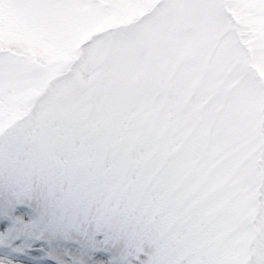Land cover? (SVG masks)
I'll list each match as a JSON object with an SVG mask.
<instances>
[{
	"label": "snow or ice",
	"instance_id": "snow-or-ice-1",
	"mask_svg": "<svg viewBox=\"0 0 264 264\" xmlns=\"http://www.w3.org/2000/svg\"><path fill=\"white\" fill-rule=\"evenodd\" d=\"M0 264H264V0H0Z\"/></svg>",
	"mask_w": 264,
	"mask_h": 264
}]
</instances>
